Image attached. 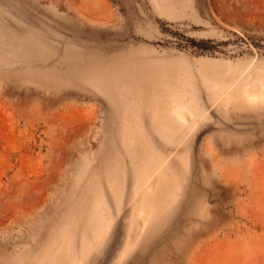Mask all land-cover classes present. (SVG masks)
Masks as SVG:
<instances>
[{"label":"rangeland","instance_id":"rangeland-1","mask_svg":"<svg viewBox=\"0 0 264 264\" xmlns=\"http://www.w3.org/2000/svg\"><path fill=\"white\" fill-rule=\"evenodd\" d=\"M261 81L264 0H0V264H264Z\"/></svg>","mask_w":264,"mask_h":264},{"label":"bare ground","instance_id":"bare-ground-1","mask_svg":"<svg viewBox=\"0 0 264 264\" xmlns=\"http://www.w3.org/2000/svg\"><path fill=\"white\" fill-rule=\"evenodd\" d=\"M260 84L262 87H264V81H261ZM246 88H247L246 83L242 84V94L244 97L246 96L247 98V97L258 96L255 93L250 92V90H247ZM160 95H164V98H162L163 101L160 100ZM260 97H264V93H262ZM177 98L179 99V102H175L172 100L170 90L168 89L166 85L165 90L161 94L160 93L158 94L154 105L151 107L152 117L153 118L159 117V122L163 130L162 131L163 134L165 133L169 134L171 133V131H174L176 128V122H178L179 124H182L186 120L183 110L187 106L185 105V102H183L184 101L183 94H178ZM148 218L150 217L148 216L147 219ZM147 222H150V221H147Z\"/></svg>","mask_w":264,"mask_h":264}]
</instances>
